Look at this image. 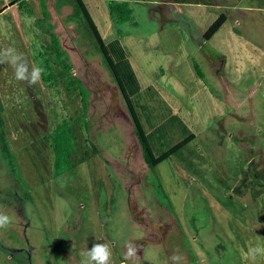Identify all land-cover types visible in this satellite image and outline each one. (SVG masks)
<instances>
[{"label":"rangeland","instance_id":"374dc122","mask_svg":"<svg viewBox=\"0 0 264 264\" xmlns=\"http://www.w3.org/2000/svg\"><path fill=\"white\" fill-rule=\"evenodd\" d=\"M27 1L31 14L16 0H0V49L15 48L46 80L18 81L0 64V210L14 219L0 230V264H81L94 242L110 246L109 264H133L123 255L129 242L140 250L135 264H171L174 254L182 264H251L248 247L264 245V11L232 12L206 40L229 9L182 6V13L136 3L133 20L120 22L111 0H84L103 37L120 39L130 54L137 83L128 72L122 81L154 153L195 134L150 167L114 70L76 2L47 0L52 30L86 88L87 110L47 49L50 34L24 21L43 17L41 0ZM203 39L225 64L199 48ZM234 74L245 77L234 81L239 107L230 100ZM254 83L255 97H244ZM60 132L66 158L59 169Z\"/></svg>","mask_w":264,"mask_h":264},{"label":"trees","instance_id":"16d2710c","mask_svg":"<svg viewBox=\"0 0 264 264\" xmlns=\"http://www.w3.org/2000/svg\"><path fill=\"white\" fill-rule=\"evenodd\" d=\"M16 1L19 3V7L23 11H25L28 14L32 13V8L30 7L27 0H16ZM73 2H76V4H77L76 5L77 12L79 14H83L85 16L93 34L97 40V43L101 49V52L103 53L106 60L108 61V63L112 67V69L114 70L118 84L121 88L123 96L125 97L127 105L129 107V111H130V114L132 117V121L134 123L135 134H136L138 141L141 145L144 160L146 161V163L150 167H154V166L158 165L160 162L167 159L171 155L177 153L187 143H189L191 140H193L195 138V134L189 135L188 137H186L182 141L175 144L172 148L166 150L165 152H163L162 154H160L158 156L154 153V150H153L151 141L149 139L148 133L145 130V128L143 127V125L141 124V121L139 120V118H138V116H137V114H136V112H135V110L131 104L130 94L125 89V86H124L123 81H122V75H124L126 72H128V73H130L128 78L133 83H137L135 75H134V73H132V68L130 67V65H128L129 64L128 59H129L130 54H129L126 46L118 38H114L112 40H106L103 37L97 23L95 22L92 14L90 13L88 7L86 6L84 0H73ZM41 5H42V10H43V17L38 18L37 20H35V22L37 23V25L39 27H42L43 29H45L50 34L51 44L48 46L47 49L49 50V48L51 47L55 51L56 56L59 59V62L62 66L61 72H63V74H66L67 78H69L68 80H70V81H68V84L72 85L74 89L78 88L80 90L81 94L84 95L82 98L83 99V107H84V110H87L88 97H85L86 88H85L83 82L81 81V79L77 78L76 76H74L72 74L71 64L69 63V61L66 57L67 54L61 48L60 40H59L58 36L56 35V33L52 30L53 24L51 22H49L50 11L48 10L47 0H41ZM110 9H111L112 14H114L116 16V18L118 19V21H120V22H128V21L133 20L134 9L130 5L129 1H127V0H111ZM225 20H226V16L224 14L219 16V18H217L215 20V22L211 26L208 27V30L205 33V38H207V39L210 38L222 26V24L225 22ZM195 66H196V69L198 70L199 74L201 76H203V73L201 72L200 69H198L197 64H195ZM48 70H50L49 66H48ZM127 70H129V71H127ZM52 75L51 74L48 75L47 81H50L53 78ZM44 79L46 80L45 71H44ZM1 111H2V104H0V114H1ZM0 122H1V124H3V120L1 119V117H0ZM1 135H2V140H3V142H2L3 148L5 149L7 147L6 142H5V137H6L5 132L2 131ZM65 143H66L65 136L63 135L62 132H60L58 134L57 142L55 144V150L57 152V157H58L57 166L59 167V169L62 167L63 157H64L65 152H66ZM64 158H66V156Z\"/></svg>","mask_w":264,"mask_h":264},{"label":"clouds","instance_id":"9594fccd","mask_svg":"<svg viewBox=\"0 0 264 264\" xmlns=\"http://www.w3.org/2000/svg\"><path fill=\"white\" fill-rule=\"evenodd\" d=\"M36 17L25 16L24 21L26 25L31 27L35 23ZM0 64H8L14 70L15 79L18 81H26L30 85H35L41 80L44 69L39 66L29 67L28 61L24 55L18 52L13 47L0 49ZM14 223L11 215L0 210V230H8ZM139 249L131 242L126 244V251L124 252V260L132 261L135 264V258L138 256ZM83 259L81 264H109L112 252L107 243L94 242L93 245L81 253ZM258 257H264V245L256 244L250 246L245 253V258L255 264ZM183 257L180 254H174L171 257V264H182Z\"/></svg>","mask_w":264,"mask_h":264},{"label":"crops","instance_id":"0c3cea01","mask_svg":"<svg viewBox=\"0 0 264 264\" xmlns=\"http://www.w3.org/2000/svg\"><path fill=\"white\" fill-rule=\"evenodd\" d=\"M127 1H129L130 5L132 7H133V4L135 5L136 3L139 4V5H144V4H155V5H158V4H163L164 3V4L169 5V6H178V7H180L179 9H180V12L182 11V13L185 12V9H182V6H186V7L198 6V7H201V6H208V5L210 6V4H212V6L214 5L215 8L225 9V10L229 9L228 11L222 12L220 14V16L223 15V14L226 16V20L225 21H227V19L229 17V14H232V12H235V11H236V13H242V12H244V10H246V11H256L257 10L259 12L260 11H264V0H127ZM188 18H190V15H189ZM217 18H219V16ZM223 24H222V26H223ZM219 29L212 35V37L215 36L219 32ZM238 33H240L239 30H238ZM203 36L205 38L204 34H203ZM205 39L209 40L210 38L209 39L205 38ZM198 45H199L200 49H203L204 47H206V48H208L210 50V53H212V54L214 53L215 55H217V58H215V60L217 59V61H214V62H218V61L224 62L225 61L224 60V58H225L224 53L221 50H218L215 47H212V46L208 45L207 42L204 39L202 41H198ZM223 64H225V62ZM253 68L256 69V66H253ZM203 76H204V74H203ZM243 76L234 74V75H232V77L234 79L232 77H231V79L229 78L230 85L232 86V91L234 93V96L230 97V100H231V103L233 105H236V107H239V99H238L239 92H238L237 96L235 94H236V91H238V89H239L238 86H239L240 83H237V85H235L234 81L238 82L239 78L244 79L245 77L243 78ZM254 76H255V74L251 73L250 76H247V77L248 78H250V77L253 78ZM261 76L262 77L260 79L264 83V72L261 73ZM219 77L223 78V77H225V75L222 73V75L220 74ZM255 86H256V83L252 84V87L250 85L247 88V93L243 94V96L244 97L245 96L246 97H255V95L257 94L256 92H255L254 96H252L253 94L251 95V93H252L251 90L255 91V89H256ZM258 89H259V86H258L257 90ZM252 106L253 105L251 104L250 105L251 109H252Z\"/></svg>","mask_w":264,"mask_h":264}]
</instances>
